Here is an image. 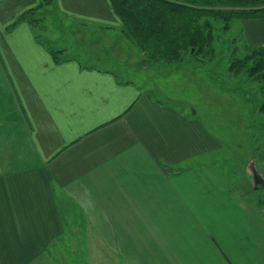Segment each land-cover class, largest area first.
<instances>
[{
  "label": "crops",
  "instance_id": "obj_1",
  "mask_svg": "<svg viewBox=\"0 0 264 264\" xmlns=\"http://www.w3.org/2000/svg\"><path fill=\"white\" fill-rule=\"evenodd\" d=\"M40 3L62 50L122 35L109 0H0V264H264L261 211L237 177L195 160L218 143L199 113L144 76L55 63L12 26ZM240 28L264 47V18Z\"/></svg>",
  "mask_w": 264,
  "mask_h": 264
},
{
  "label": "rangeland",
  "instance_id": "obj_2",
  "mask_svg": "<svg viewBox=\"0 0 264 264\" xmlns=\"http://www.w3.org/2000/svg\"><path fill=\"white\" fill-rule=\"evenodd\" d=\"M40 9L41 7L38 12ZM51 17L49 14L42 15V21L37 27L35 24L32 33L33 36L39 35L38 42L60 49L58 43L62 42L61 39L46 36L50 32L53 36L55 33L57 35L59 31L60 24ZM241 21H230L226 31H221V23L214 21L212 54L186 57L175 64L160 61L152 62L151 66L145 65L144 54L135 48L122 31L118 39L102 36L103 40L96 48L90 45L92 40H89L90 46L74 41L72 47L65 51V57L77 59L82 64L113 68L122 80L129 75L131 79H134L132 76L137 77L136 74L144 76L145 81L152 85L144 86V89H149L162 100L176 103L185 114H189V110L192 113L198 112L218 143L214 150L203 153L195 160L220 165L237 177L235 181L255 201L257 185L252 184L258 180L264 184V111L260 110L263 98L255 78H248L242 72L234 75L227 69L232 60L229 57L232 48H243V43H247L240 28ZM92 48L95 49L96 56H93ZM240 49L236 57L242 56L243 51ZM133 66H137V69L143 67L145 72L140 70L136 73V69L131 71ZM247 177L250 178L251 185L247 184ZM72 249L74 256L81 257L78 251L81 248L75 246ZM103 252L106 253L107 249L103 248ZM108 256L104 254L105 261L111 259ZM85 264L96 263L92 261Z\"/></svg>",
  "mask_w": 264,
  "mask_h": 264
},
{
  "label": "trees",
  "instance_id": "obj_3",
  "mask_svg": "<svg viewBox=\"0 0 264 264\" xmlns=\"http://www.w3.org/2000/svg\"><path fill=\"white\" fill-rule=\"evenodd\" d=\"M112 10L121 21L122 33L144 54V64L163 61L175 64L186 57L209 56L213 52V22L221 23V31L232 20L264 18V0H109ZM43 3V2H42ZM35 8L23 12L12 26L26 22L34 29L42 21ZM36 13V16H35ZM42 30V28H41ZM36 39L40 38L35 35ZM46 44V43H45ZM57 64L67 60L65 50L46 45ZM241 48V47H240ZM233 47L228 72H242L256 79L262 95L260 110L264 111V47L243 43ZM243 54L236 57L238 51ZM255 206L264 217V184L258 180Z\"/></svg>",
  "mask_w": 264,
  "mask_h": 264
}]
</instances>
